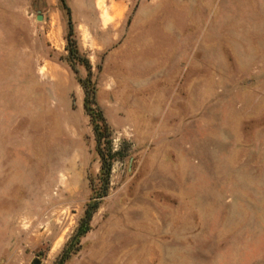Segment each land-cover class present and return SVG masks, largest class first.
<instances>
[{
    "label": "rangeland",
    "instance_id": "1",
    "mask_svg": "<svg viewBox=\"0 0 264 264\" xmlns=\"http://www.w3.org/2000/svg\"><path fill=\"white\" fill-rule=\"evenodd\" d=\"M64 2L0 0V264H264V0Z\"/></svg>",
    "mask_w": 264,
    "mask_h": 264
},
{
    "label": "trees",
    "instance_id": "2",
    "mask_svg": "<svg viewBox=\"0 0 264 264\" xmlns=\"http://www.w3.org/2000/svg\"><path fill=\"white\" fill-rule=\"evenodd\" d=\"M60 1L64 5L70 17V10L66 6L64 0H60ZM68 26H69V33H68V41H69V38H71L73 34L71 18H69ZM74 54L78 56L76 51H74ZM82 86L85 91L84 109L88 114V116L90 117V122L93 126V131L95 135L96 151L101 160V171H102L101 179L105 184H108L112 163H111V155L110 152L107 151L106 145L110 143L109 141L110 129L100 108L96 104L94 91L91 92L88 89L85 82L82 83ZM97 209H98V203L96 202L88 205L87 210L85 212V219L83 220V223L81 224L77 234L75 235V238L77 239V243H76L77 245L79 244V238L89 230V227H86L85 230L83 229L84 224L86 223L87 225H89L93 217V214ZM69 257H70V251L67 249L64 250L60 260V264H63Z\"/></svg>",
    "mask_w": 264,
    "mask_h": 264
}]
</instances>
